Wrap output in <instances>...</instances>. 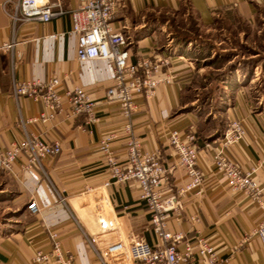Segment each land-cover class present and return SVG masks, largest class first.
<instances>
[{"label":"crops","instance_id":"0c3cea01","mask_svg":"<svg viewBox=\"0 0 264 264\" xmlns=\"http://www.w3.org/2000/svg\"><path fill=\"white\" fill-rule=\"evenodd\" d=\"M78 1L49 0L61 3L67 9L74 8ZM118 1L120 5L113 23L127 36L130 60L135 62L148 56L151 49L172 55L170 66L174 79L161 84L150 97L134 95L137 105L133 114L134 133L141 149L159 150L161 161L171 168L169 180L172 191H175L185 176L183 167L173 164L174 152L168 143V131L193 132L199 147V164L205 174L202 193L182 199L180 215H174L168 221V228L183 231L190 238L197 234L205 237L216 246L224 264H264V252L258 239L251 236L242 241L245 234L255 229L262 211L247 194L233 189L228 179L212 169L211 151L206 145L213 144L226 127L213 126V119L219 117L226 123L232 118L243 119L246 132L238 144L230 148V154L243 169L251 170L253 178L262 184L264 104L258 107L253 100L264 99L261 96L264 92L257 95L254 90V94L252 88L249 90L244 85V80L233 74L226 78L228 85L224 92L232 97V101L216 114L212 113L208 120L202 110L182 96L192 83L194 73L201 69L198 63L209 59L207 53L196 40L180 35L173 37L169 32L168 18L163 16L168 12L187 10L195 17L199 29L208 33L215 22L231 15L251 24L257 22L264 0ZM13 8L11 0H0V46L12 38V21L7 11ZM70 27L71 20L66 14L44 23H20L13 34L16 40L12 51L14 58L10 51L0 48L2 146L20 140L21 120L35 117L43 109L42 102L37 99L14 96L13 81L44 80L53 75L61 79V96L67 88L80 85L96 101L95 110L100 117L89 127L91 133L80 129L82 115L71 119L65 115V108L57 115L59 124L54 119H47L46 122L32 120L25 125L27 131L35 132L45 141L59 140L61 152L41 158L43 170L32 166L30 171L22 172L19 164L26 160L23 153L12 165V170L0 169V204L10 211L6 218L0 217V264H28L34 250L50 252L49 231L58 235L65 254L74 255L72 264H97L81 233L82 229L93 232L96 228L97 216L88 189L100 187L107 177L97 140L102 134L117 129L122 122L116 102L104 97L113 74L111 63L98 58L78 61L75 52L77 39L68 34ZM253 81L248 80V84ZM124 144L123 133L112 140V150L120 160L126 157ZM55 191L65 198V204L57 200ZM105 192L109 206L101 211L100 216L114 217L120 235L130 238L137 232L150 242L149 215L136 183L131 180L114 182L105 187ZM32 199L40 210L31 214L27 205ZM116 232H107L99 238L110 242L117 238Z\"/></svg>","mask_w":264,"mask_h":264},{"label":"built area","instance_id":"2783aa9c","mask_svg":"<svg viewBox=\"0 0 264 264\" xmlns=\"http://www.w3.org/2000/svg\"><path fill=\"white\" fill-rule=\"evenodd\" d=\"M11 1L14 8L10 12L7 11V15L12 21V38L2 43L0 48L10 51L12 59L16 43L13 34L18 24L27 21L49 22L66 14L71 20L68 34L76 36L77 39L76 59L82 62L98 58L111 63L113 67L111 82L104 92V97L116 102L122 123L117 129L102 134L97 140L103 153L107 177L100 187L88 189L97 216L96 228L93 232L83 229L81 231L85 244L92 251L97 264H224L216 246L205 237L197 234L190 238L183 231H172L168 228V221L174 215H180L182 199L188 195L196 196L203 191L205 174L199 164L200 153L196 135L193 132L181 133L174 129L168 131V143L174 152L173 164L182 166L185 176L184 182L172 191L169 180L171 168L161 161L158 149L142 150L139 138L134 133L133 114L137 108L134 95L150 97L161 84L174 79L170 66L172 55L163 50L151 49L148 56L135 62L130 60L127 36L113 23L114 14L120 5L118 0H79L74 8L69 9L64 8L61 3L49 0ZM60 86L61 79L53 75L44 80L12 82L14 96L37 99L42 102L43 109L35 117L21 120L23 130L20 140L13 141L8 146L0 144V169L12 170V165L23 153L26 160L19 164L22 172L30 171L32 166L43 170L41 158L61 152L59 140L45 141L35 132L26 130L25 125L32 120L46 122L47 119H54L56 124H59L57 115L65 108V115L71 119L82 115L83 124L80 129L91 133L89 127L95 125L100 118L95 110L96 101L80 85L67 88L61 96ZM245 132L244 120L232 118L227 122L221 136L215 139L213 144L206 145L210 147L212 169L228 179L233 189L247 194L262 211L255 229L245 234L242 241L255 236L264 252V182L258 183L253 178L252 171L243 169L230 154V148L238 144ZM119 133H123L125 137L124 160H120L115 150H112V140ZM130 180L136 183L140 198L146 205L149 229L152 231L150 242L134 235L130 238L120 235L114 217L100 216L101 211L109 206L105 187L114 182L126 183ZM55 193L57 200L65 204V198L56 191ZM27 209L31 214L40 210L33 199L28 203ZM193 219L197 220L195 216ZM111 231H117L115 240L106 242L99 238V235ZM49 234L50 252L34 250L28 264H72L74 255L64 253L57 234L53 231H49Z\"/></svg>","mask_w":264,"mask_h":264},{"label":"rangeland","instance_id":"374dc122","mask_svg":"<svg viewBox=\"0 0 264 264\" xmlns=\"http://www.w3.org/2000/svg\"><path fill=\"white\" fill-rule=\"evenodd\" d=\"M258 14L257 22L253 24L233 15L225 17L215 22L208 33L199 29L195 17L187 10L163 14L168 18L169 32L173 37L180 35L196 40L207 53L209 59L207 62L198 63L201 69L194 73L192 83L184 90L182 96L186 101H192V106L196 105L198 110H202L208 120L212 113L216 114L217 110L232 101V97L227 92L224 93L228 85L226 78L231 75L241 79L245 74L244 85L249 90L252 88L257 95L261 91L264 92V6L259 8ZM251 72L253 74L250 76ZM251 79L254 80L253 83L248 84ZM261 96H264V93ZM253 101L258 107L264 104L262 97ZM211 124L215 127H225L227 123L216 117ZM9 212L0 204L1 218H6ZM134 236L140 239L144 237L137 232Z\"/></svg>","mask_w":264,"mask_h":264},{"label":"trees","instance_id":"16d2710c","mask_svg":"<svg viewBox=\"0 0 264 264\" xmlns=\"http://www.w3.org/2000/svg\"><path fill=\"white\" fill-rule=\"evenodd\" d=\"M253 74V72H251V74H250V76ZM245 77H246V75L244 74V76H242V80H244L245 79ZM250 78V77H249ZM245 81V80H244Z\"/></svg>","mask_w":264,"mask_h":264}]
</instances>
